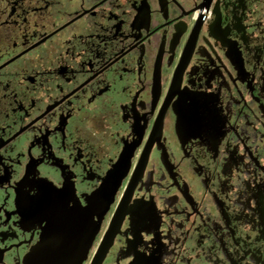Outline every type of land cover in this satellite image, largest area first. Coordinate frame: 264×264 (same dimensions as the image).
<instances>
[{
	"label": "flooded vegetation",
	"instance_id": "flooded-vegetation-1",
	"mask_svg": "<svg viewBox=\"0 0 264 264\" xmlns=\"http://www.w3.org/2000/svg\"><path fill=\"white\" fill-rule=\"evenodd\" d=\"M109 176L83 264H264V0H0V264Z\"/></svg>",
	"mask_w": 264,
	"mask_h": 264
},
{
	"label": "water",
	"instance_id": "water-1",
	"mask_svg": "<svg viewBox=\"0 0 264 264\" xmlns=\"http://www.w3.org/2000/svg\"><path fill=\"white\" fill-rule=\"evenodd\" d=\"M109 176L98 192L87 197V204L69 207L62 202L51 211L41 240L32 248L24 264H83L109 206ZM97 215L98 220H95ZM111 242L105 239L91 264H100Z\"/></svg>",
	"mask_w": 264,
	"mask_h": 264
}]
</instances>
